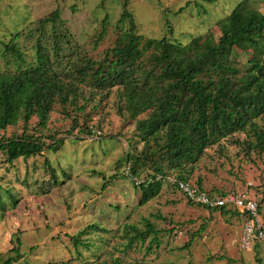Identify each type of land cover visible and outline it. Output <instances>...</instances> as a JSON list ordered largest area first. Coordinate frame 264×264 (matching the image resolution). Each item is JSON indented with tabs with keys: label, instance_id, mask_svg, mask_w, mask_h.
I'll use <instances>...</instances> for the list:
<instances>
[{
	"label": "rangeland",
	"instance_id": "obj_1",
	"mask_svg": "<svg viewBox=\"0 0 264 264\" xmlns=\"http://www.w3.org/2000/svg\"><path fill=\"white\" fill-rule=\"evenodd\" d=\"M238 1L0 0V72L15 68L13 60L7 64V56H3L7 44L13 42L21 50L23 64L34 58L40 32L50 48L51 24L39 31L37 28L39 20L55 9L64 21L60 29L66 36L61 38L60 52L65 54L67 65L66 55H71L73 62H77L78 53L103 56L127 27L126 21L119 22L125 2L138 35L166 37L185 45L208 31L218 37V20ZM250 6L264 13L263 0H250ZM50 56L54 58L51 51ZM234 56L241 64L258 58L251 49H235ZM80 89L81 111L67 106L65 113L56 105L45 127L39 128L35 117L29 121L27 129L41 134L43 141L48 142L50 135L63 139L56 152L44 150L40 155L8 162L0 151V264L16 256L11 252L16 237L21 242L20 256L11 264H264V249L259 244L252 249H240L238 245L239 234L235 232L243 217L191 204L171 182L164 181L156 197L139 205L140 193L130 176L129 163L124 161L128 151L143 148L135 122L126 123L125 114L118 111L115 89L107 97L95 93L89 84ZM87 126L94 131L87 133ZM22 131L19 116L15 124L0 130V139ZM233 138L242 139L244 135ZM231 139L226 142L230 159L203 158L190 181L196 182L200 175L207 190L247 192L259 205L264 227V154L253 151L246 156ZM213 149L208 153L216 156ZM45 159L62 183L43 193L42 183L48 186L50 181ZM145 220L159 231V248L153 245L147 252L146 238L125 252L124 225L144 229ZM92 224L99 228L87 229ZM71 235H78L77 244ZM187 242L190 244L184 247Z\"/></svg>",
	"mask_w": 264,
	"mask_h": 264
},
{
	"label": "trees",
	"instance_id": "obj_2",
	"mask_svg": "<svg viewBox=\"0 0 264 264\" xmlns=\"http://www.w3.org/2000/svg\"><path fill=\"white\" fill-rule=\"evenodd\" d=\"M123 21L127 22L126 29L119 32L101 58L78 53L77 62H73L71 55H66L67 65L63 60L65 54L60 52L61 38L66 34L60 29L64 21L58 9L39 20L38 31L51 24L52 41L48 48L43 32L38 34L31 63L23 64L22 52L15 43L6 45L3 56H7V64L13 60L15 68L0 72V130L15 124L20 116L23 131L0 139V151L6 154L8 162L40 155L44 150L56 152L63 139L50 135L48 142L43 141L41 134L27 129L29 121L35 117L37 126L45 127L56 105L65 113L67 106L81 111L80 86L89 84L102 97L115 89L118 111L125 114L126 123L136 124L143 148L139 152L128 151L124 161L129 163L130 176L140 193L139 205L160 193L167 176L191 183L209 194L227 193L207 190L200 175L193 183L190 178L203 158L230 159L226 146L230 137L244 155L253 151L264 154V13L252 8L250 0H239L229 14L218 20V37L208 31L192 37L185 45L166 37L138 35L126 2L119 18L120 23ZM104 31L103 27L99 39ZM65 42L70 44L69 39ZM235 49L243 52L251 49L258 58L241 64L234 56ZM86 132H92L89 126ZM238 134L244 138H233ZM212 147L216 156L208 153ZM44 162L50 168V181L48 186L42 183L43 193L62 183L55 168L47 159ZM170 184L178 189L175 182ZM186 200L222 215L232 211L244 217L224 206L210 208ZM143 225L144 229L124 225L125 252L132 245H141L146 238H149L147 252L153 245L159 248V231L148 220ZM94 228L99 227L95 224L87 227ZM77 238L78 235H71L74 244ZM15 241L11 252L16 256L8 257L4 264H11L20 256V238Z\"/></svg>",
	"mask_w": 264,
	"mask_h": 264
},
{
	"label": "built area",
	"instance_id": "obj_3",
	"mask_svg": "<svg viewBox=\"0 0 264 264\" xmlns=\"http://www.w3.org/2000/svg\"><path fill=\"white\" fill-rule=\"evenodd\" d=\"M166 179L168 182H175L186 198L195 203L210 208L224 206L244 214L241 235L238 241L240 249H252L257 244L264 249V227L259 216V206L256 200L249 197L247 192L209 194L195 185L177 180L173 176H167Z\"/></svg>",
	"mask_w": 264,
	"mask_h": 264
},
{
	"label": "crops",
	"instance_id": "obj_4",
	"mask_svg": "<svg viewBox=\"0 0 264 264\" xmlns=\"http://www.w3.org/2000/svg\"><path fill=\"white\" fill-rule=\"evenodd\" d=\"M240 216V215H239ZM240 218H242L241 216H240ZM241 221H242V223H243V218L241 219ZM242 223H241V227H239V229L235 232L236 234H239V239H240V235H241V230H242ZM238 239V240H239Z\"/></svg>",
	"mask_w": 264,
	"mask_h": 264
}]
</instances>
